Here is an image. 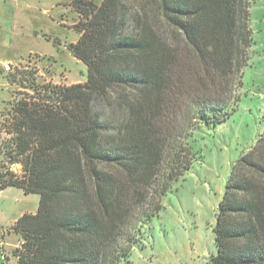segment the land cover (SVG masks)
Instances as JSON below:
<instances>
[{"label": "trees", "instance_id": "1", "mask_svg": "<svg viewBox=\"0 0 264 264\" xmlns=\"http://www.w3.org/2000/svg\"><path fill=\"white\" fill-rule=\"evenodd\" d=\"M254 1L74 0L84 21L69 50L87 80L45 84L42 102L19 107L6 154L24 174L0 180V190L40 196L38 211L17 221L27 240L18 264H131L133 201L147 197L168 148L161 128L183 89L181 46L210 83L241 70ZM201 93H190L195 118L226 120L227 101ZM176 163L173 179L192 167ZM157 213L139 216L141 227ZM216 218L207 264H264V130L233 163Z\"/></svg>", "mask_w": 264, "mask_h": 264}, {"label": "rangeland", "instance_id": "2", "mask_svg": "<svg viewBox=\"0 0 264 264\" xmlns=\"http://www.w3.org/2000/svg\"><path fill=\"white\" fill-rule=\"evenodd\" d=\"M82 21L74 0H0V180L24 174L21 163L6 154L17 136L19 107L42 102L45 84L70 86L87 80V66L69 50L80 37L77 25ZM250 28L252 45L247 58H241L245 65L215 84L203 72L199 75L201 64L181 46L183 62H177L174 73L184 75L183 89L161 128L168 148L147 197L133 201L128 227L140 239L131 264H207L216 255V212L232 165L264 130V0L253 2ZM32 53L42 55L41 62L24 61ZM5 61L15 64L13 72L3 70ZM198 89L227 101L226 120L211 127L195 118L190 93ZM176 162L179 167L192 162V167L173 179ZM39 202L38 194H25L19 187L0 190V264L2 258L5 264H18L27 240L17 221L35 214ZM155 209L158 213L142 228L139 216Z\"/></svg>", "mask_w": 264, "mask_h": 264}, {"label": "built area", "instance_id": "3", "mask_svg": "<svg viewBox=\"0 0 264 264\" xmlns=\"http://www.w3.org/2000/svg\"><path fill=\"white\" fill-rule=\"evenodd\" d=\"M42 55L39 53H32L26 58L24 61L26 62H41ZM3 70L7 73L13 72L14 68L16 67L12 61H6L2 64Z\"/></svg>", "mask_w": 264, "mask_h": 264}, {"label": "crops", "instance_id": "4", "mask_svg": "<svg viewBox=\"0 0 264 264\" xmlns=\"http://www.w3.org/2000/svg\"><path fill=\"white\" fill-rule=\"evenodd\" d=\"M5 62H6V61H5ZM3 63H4V62H3ZM3 63H2V64H3ZM24 213H26V212H24ZM24 213H23V214H24ZM33 213H36V211H34ZM23 214H22V215H23ZM1 257H2V256H1Z\"/></svg>", "mask_w": 264, "mask_h": 264}]
</instances>
